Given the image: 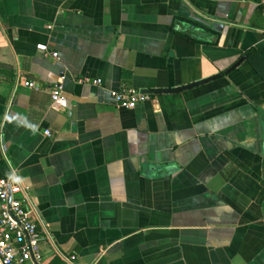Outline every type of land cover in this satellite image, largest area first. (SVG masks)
<instances>
[{
  "label": "crops",
  "instance_id": "0c3cea01",
  "mask_svg": "<svg viewBox=\"0 0 264 264\" xmlns=\"http://www.w3.org/2000/svg\"><path fill=\"white\" fill-rule=\"evenodd\" d=\"M11 172L42 264H264V0H0Z\"/></svg>",
  "mask_w": 264,
  "mask_h": 264
},
{
  "label": "built area",
  "instance_id": "2783aa9c",
  "mask_svg": "<svg viewBox=\"0 0 264 264\" xmlns=\"http://www.w3.org/2000/svg\"><path fill=\"white\" fill-rule=\"evenodd\" d=\"M54 57L57 56L53 52ZM55 83L50 89L51 103L55 107H65L67 97L63 93L62 80ZM82 83L100 84L101 80L82 76L78 79ZM18 85L27 88L39 89L35 82L20 79ZM118 105L133 108L139 102L148 98L141 90L127 87L113 93ZM50 135L49 130H45ZM29 195L26 188L17 181L13 172L0 175V264H42V251L40 241L48 236L43 228V234L38 230V224L33 219L32 212L24 204L28 202ZM65 260L73 264L74 255L64 256Z\"/></svg>",
  "mask_w": 264,
  "mask_h": 264
},
{
  "label": "trees",
  "instance_id": "16d2710c",
  "mask_svg": "<svg viewBox=\"0 0 264 264\" xmlns=\"http://www.w3.org/2000/svg\"><path fill=\"white\" fill-rule=\"evenodd\" d=\"M2 174H4V173H2Z\"/></svg>",
  "mask_w": 264,
  "mask_h": 264
}]
</instances>
